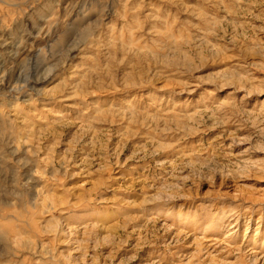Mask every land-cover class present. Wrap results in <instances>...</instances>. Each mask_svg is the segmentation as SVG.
<instances>
[{"label":"rangeland","instance_id":"374dc122","mask_svg":"<svg viewBox=\"0 0 264 264\" xmlns=\"http://www.w3.org/2000/svg\"><path fill=\"white\" fill-rule=\"evenodd\" d=\"M0 264H264V0H0Z\"/></svg>","mask_w":264,"mask_h":264},{"label":"bare ground","instance_id":"6f19581e","mask_svg":"<svg viewBox=\"0 0 264 264\" xmlns=\"http://www.w3.org/2000/svg\"><path fill=\"white\" fill-rule=\"evenodd\" d=\"M1 210V209H0Z\"/></svg>","mask_w":264,"mask_h":264}]
</instances>
